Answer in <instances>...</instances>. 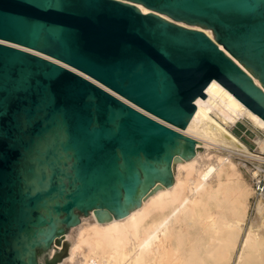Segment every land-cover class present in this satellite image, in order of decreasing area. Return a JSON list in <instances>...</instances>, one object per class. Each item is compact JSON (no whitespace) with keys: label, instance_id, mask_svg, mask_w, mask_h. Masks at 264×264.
<instances>
[{"label":"water","instance_id":"obj_1","mask_svg":"<svg viewBox=\"0 0 264 264\" xmlns=\"http://www.w3.org/2000/svg\"><path fill=\"white\" fill-rule=\"evenodd\" d=\"M0 40L108 89L0 42V264L170 186L200 142L152 116L185 128L211 80L264 120V0H0Z\"/></svg>","mask_w":264,"mask_h":264},{"label":"bare ground","instance_id":"obj_2","mask_svg":"<svg viewBox=\"0 0 264 264\" xmlns=\"http://www.w3.org/2000/svg\"><path fill=\"white\" fill-rule=\"evenodd\" d=\"M192 27L211 36L207 29ZM0 42L53 60L100 85L42 53ZM204 92L183 129L147 113L200 142L188 160L174 157L171 185L152 189L125 217L99 220L93 212L80 217L64 235L70 244L57 264H264V193L256 195L257 217L247 223L255 193L240 169L251 179L249 168L264 163V120L214 79ZM241 121L257 132L253 149L232 131Z\"/></svg>","mask_w":264,"mask_h":264},{"label":"rangeland","instance_id":"obj_3","mask_svg":"<svg viewBox=\"0 0 264 264\" xmlns=\"http://www.w3.org/2000/svg\"><path fill=\"white\" fill-rule=\"evenodd\" d=\"M248 127V123L246 121H241V122H238L236 123V125L233 127L232 131L237 135L239 136L249 147H252V143H251V140L250 138L253 137L256 135L254 130H252L250 127H248V131L246 132V134H242L241 131L243 128ZM254 135V136H253ZM255 146V145H254ZM244 175H245V178L247 179V181L251 182L250 180V176L246 173V170L244 168H240ZM255 200H256V195L254 194L253 197L250 199L251 201V207L249 208V211H248V217H247V223H251V222H254L255 218L257 217L256 215V210H255V206H254V203H255ZM254 215V216H253ZM253 217V218H252ZM253 220V221H252ZM250 221V222H249ZM258 221V220H257ZM70 230L71 228L68 229V232L65 234L67 235L68 233H70ZM260 230H262V228H260ZM67 241H69V244H70V240L69 239H65ZM69 246V245H68ZM67 246V248H68ZM64 258V257H63ZM62 258V259H63Z\"/></svg>","mask_w":264,"mask_h":264},{"label":"built area","instance_id":"obj_4","mask_svg":"<svg viewBox=\"0 0 264 264\" xmlns=\"http://www.w3.org/2000/svg\"><path fill=\"white\" fill-rule=\"evenodd\" d=\"M248 127L245 126V128L242 129L241 133L246 134L248 131ZM254 136V135H253ZM253 137L250 138L252 147L250 149L254 148L255 143L253 142ZM253 175L251 177V184L254 190L255 195H260L264 193V163H261V168H249Z\"/></svg>","mask_w":264,"mask_h":264}]
</instances>
